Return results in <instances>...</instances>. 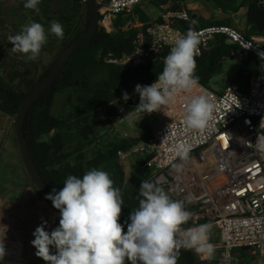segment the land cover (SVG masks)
I'll list each match as a JSON object with an SVG mask.
<instances>
[{"label":"built area","instance_id":"2783aa9c","mask_svg":"<svg viewBox=\"0 0 264 264\" xmlns=\"http://www.w3.org/2000/svg\"><path fill=\"white\" fill-rule=\"evenodd\" d=\"M152 1L107 0L99 9V31L112 34L116 18L131 15L135 8ZM189 28L197 31L201 40L196 60L215 53L222 46H232L237 49L234 59L241 63L252 59L264 66L263 39L247 40L230 27L197 29L181 5L176 11L163 15L158 23L138 26L131 54L108 63L132 69L164 65L175 39L186 34ZM191 95L209 98L214 106L213 119L203 132L188 129L184 123L183 93L163 110L148 114L160 117L164 123L154 137L152 159L146 169L156 173L155 182L170 197L184 202L187 211L188 207L193 208L195 224L213 225L211 237L218 240L216 250L222 251L225 264L232 263L237 249L248 248L263 257L264 152L257 150L255 142L259 134L264 135V77H249L242 72L220 95L201 84ZM129 96L131 99L127 102L121 98L114 104L109 120L111 126L122 123L121 119L139 104L138 94L134 92ZM180 144L190 145L186 161L175 157ZM173 164L183 167L176 170ZM200 256L202 261L204 256Z\"/></svg>","mask_w":264,"mask_h":264},{"label":"trees","instance_id":"16d2710c","mask_svg":"<svg viewBox=\"0 0 264 264\" xmlns=\"http://www.w3.org/2000/svg\"><path fill=\"white\" fill-rule=\"evenodd\" d=\"M187 1L190 0H154L145 5L155 8L165 15L176 11L178 6ZM203 1L213 5L222 16L228 19L245 11V28L242 35L247 40H264V0ZM96 2L106 4L107 0H96ZM41 4L42 1L39 5L40 12ZM52 5L53 2L50 3L49 11L54 14L60 5L56 2ZM64 8L65 12L60 18L64 39L55 42L59 49L58 54L44 72L38 78H35L34 74L27 69L14 70L6 78L0 75V114L13 122L33 88L48 77L62 53L88 31L90 15L85 0H71L68 7ZM35 15L37 16L36 13ZM51 19L52 17H48L49 22ZM82 19L85 22L80 32L79 27ZM160 20L161 18L156 21L150 19L142 5L135 8L131 15H121L116 18L113 22L114 31L112 34L106 35L102 31L96 33L91 41L78 49L71 57L54 86L29 111L23 125V136L27 142L32 162L41 181L50 191L55 189L59 192L69 175L82 178L85 172L96 168L107 171L111 176L113 175L112 169L116 167L118 177L113 180L114 187L119 188L123 199L119 222L124 226L125 232L127 223H130L131 211L139 207V199H142L139 196L142 181L155 182L153 175L146 176L147 170H142V167L152 157L143 154L142 160L132 162L134 169L131 180L126 187L122 188L123 167L119 165L117 155L118 153L128 154L137 142L119 140L110 142L101 149H91V147L98 139H104L109 134L107 130L111 129L109 120L113 115L114 104L122 98V94L124 92L129 95L134 93L137 84L150 85L163 71L164 65H148L141 69H132L131 67H116L108 63L109 60L120 61L131 54V43L137 34V28L134 26L136 23L139 26H144L149 23H158ZM210 27H228V24L214 23L196 28ZM236 52L235 47L222 46L215 53L196 60V75L199 77V84L210 89V80L220 74L223 64L233 60ZM36 62L37 60L34 61V63ZM27 79L30 80L26 81ZM19 81H25L22 94H16L10 90V86ZM59 95L66 96L70 100V106L64 117L55 118L50 114V109L55 98ZM41 137L45 139L40 140ZM146 143L153 146L154 137H148ZM132 156L138 158L136 155ZM150 172L152 173V171ZM35 192L45 200L59 221V211L40 192L37 190ZM192 210V207H188L189 212ZM199 224H203V222L195 224L191 219L183 227L188 228ZM215 242L218 244L216 237H211V243ZM256 261L257 258L239 252L233 254L231 264H255ZM178 264H193V258L188 252L181 249ZM201 264H224L222 251L216 250L215 259L201 262Z\"/></svg>","mask_w":264,"mask_h":264},{"label":"clouds","instance_id":"9594fccd","mask_svg":"<svg viewBox=\"0 0 264 264\" xmlns=\"http://www.w3.org/2000/svg\"><path fill=\"white\" fill-rule=\"evenodd\" d=\"M40 3L41 0H25L23 6L38 15ZM50 32L59 40L64 39L63 26L58 21L51 22ZM8 39L13 51L27 61H36L48 36L41 23L32 21ZM200 43L199 33L192 28L176 38L157 80L151 85L135 86L139 104L121 120L135 126L137 114L159 112L183 93L186 127L203 132L213 119L214 106L206 95H191L199 87L196 57L200 55ZM122 99L127 102L131 97L124 92ZM255 146L264 152V135L257 136ZM190 150V145L180 144L175 157L186 161ZM172 167L180 170L183 165ZM63 185L59 192L53 189L45 197L60 213L59 226L49 233L45 231L47 222L42 221L33 233L35 255L45 264H178L182 248L203 255L206 260L215 259L216 246L210 242L213 225L184 228L193 214L186 210L184 202L172 199L158 182L142 181V199L129 215L126 232L119 222L123 199L107 171L93 168L82 178L69 175ZM5 254L0 239V261Z\"/></svg>","mask_w":264,"mask_h":264},{"label":"rangeland","instance_id":"374dc122","mask_svg":"<svg viewBox=\"0 0 264 264\" xmlns=\"http://www.w3.org/2000/svg\"><path fill=\"white\" fill-rule=\"evenodd\" d=\"M41 1V12L37 16H34V14L31 16V10L25 9L23 6L25 0H0V43H3L2 45L0 44L1 76L6 78L7 75L14 70L27 69L34 74L35 78H38L44 72L46 67H48L56 58L59 49L57 48L55 42H57L59 39L50 32V25L54 20L61 23L60 18L65 12L64 7H68L71 0ZM199 1L201 0H190L185 2L184 5L186 6L187 12L193 11L192 6L197 2L199 3ZM51 2H53V5L55 2L56 4L60 5V9L58 8L54 14H51L49 11ZM102 4L105 3L102 2ZM209 6L213 9H216L213 5L209 4ZM144 7L146 14L153 21H156L164 15L149 5H144ZM239 15L240 14H238L237 17ZM48 17H52L50 22ZM32 21L41 23L45 29L46 35L48 36L47 43L42 46L40 56L38 57L36 63H34V61H27L21 53L13 51V46L8 39L9 36H14L15 34L19 33L24 25L29 24ZM134 26L135 28H138L139 24L136 23ZM241 29V27H235L234 30L242 33ZM261 66L263 67L264 71V66ZM251 69L255 71V66H253ZM241 70H244V67L243 63L240 61L234 58L231 61H227L223 64L220 74L210 80V90L218 95L224 93L225 89L233 83L235 77L238 75V72ZM29 80L30 79H27L26 81ZM24 82L19 81L15 83L14 85L10 86V90L16 94H22L24 92ZM69 106L70 100L64 95H59L54 100L53 106L50 109V114L55 118H62L66 115ZM14 123L15 122L10 120L8 117L0 114V134L3 137V143L1 146H8L12 148V157L9 159L11 162H17L20 164L23 174L27 177L30 187H32L17 147ZM163 123L164 122L160 117L150 116L144 113L141 116L135 117V126H130L128 122L124 120L122 123L111 127L110 130L108 129L107 132H109V134L106 135L104 139H98L91 147V149H101L109 142H115L119 140H132L137 142L134 144L133 149L128 154H122L119 156L117 155L119 159V165L123 167L124 182L122 188L126 187L128 182L131 180V174L133 173L134 169L132 162L136 160H142L143 154L152 156L153 148L152 146L148 145V143H146V140L148 137H155L156 133L163 126ZM140 149H144V152H141ZM132 155H136L138 158H135ZM112 172L113 175H111V178L116 180L118 177V171L116 167L112 169ZM152 175L153 177H156V173L154 171H152V173L150 171L146 172V176ZM214 245L217 246L218 244L215 242ZM246 254L253 258H257L255 264H264V256L262 257L259 254H254L252 251H249V253ZM202 259V262L208 261L205 258Z\"/></svg>","mask_w":264,"mask_h":264},{"label":"crops","instance_id":"0c3cea01","mask_svg":"<svg viewBox=\"0 0 264 264\" xmlns=\"http://www.w3.org/2000/svg\"><path fill=\"white\" fill-rule=\"evenodd\" d=\"M186 10V6L181 4ZM193 11H189L197 28L214 23H227L235 29L245 26L246 12L230 19L222 16L203 0L195 3ZM187 11V10H186ZM255 66V71L251 68ZM245 73L249 77L264 76L263 67L254 61L243 63ZM3 137L0 134V239L5 246V257L0 264H45L36 257V249L32 246L35 229L42 221L47 222L45 231L51 232L59 226L57 215L50 210L46 202L30 187L27 177L23 174L20 164L11 162L12 148L1 146ZM10 158V159H9ZM55 254V249H51Z\"/></svg>","mask_w":264,"mask_h":264},{"label":"water","instance_id":"95a60500","mask_svg":"<svg viewBox=\"0 0 264 264\" xmlns=\"http://www.w3.org/2000/svg\"><path fill=\"white\" fill-rule=\"evenodd\" d=\"M85 3L88 6L89 15H90V23H89L88 31L84 35H82L79 38V40H77L66 51H64L62 53V55L58 59L57 63L52 68L48 77L41 84H38L33 88L31 94L23 102V104H22V106H21V108L17 114V117L15 119V123H14L16 143H17L19 153L21 155V159H22L24 168L27 172V175H28L30 181L33 183L35 189L37 191H39L44 197L51 194L52 191H50L48 188L45 187V185L41 181V178H40L38 171L36 170V168L34 166V163L32 162V159H31L28 147H27V142L23 136V125H24L26 116L29 113V111L54 86V84L57 82L58 78L60 77L61 73L63 72L65 66L67 65V63L69 62L71 57L75 54V52L78 49H80L82 46L87 44L89 41H91L92 38L95 36V34L99 32V29H98V20H99L98 4H97L96 0H85ZM83 23H84V20L81 22V25H83ZM185 208H186V206H185ZM183 250H185V249H183ZM185 251L188 252L192 256L193 264H201L202 261H201L200 255L196 254L192 250H185ZM249 251L250 250L248 248H244L241 250L237 249L234 251V253H239V252L249 253Z\"/></svg>","mask_w":264,"mask_h":264},{"label":"flooded vegetation","instance_id":"af4514ba","mask_svg":"<svg viewBox=\"0 0 264 264\" xmlns=\"http://www.w3.org/2000/svg\"><path fill=\"white\" fill-rule=\"evenodd\" d=\"M98 4V10L100 9L99 8V6H101L102 4L101 3H97ZM31 16H33V14H34V16H35V13H34V11L33 10H31ZM99 13V12H98ZM19 18V17H18ZM84 19H82V21H83ZM81 21V22H82ZM99 21V20H98ZM84 22H85V20H84ZM83 26H84V23H83V25H81L80 24V27H79V31L81 32L82 31V29H83ZM110 125V124H109ZM111 126V125H110ZM111 127H113V126H111ZM110 143V142H109ZM150 147V146H149ZM119 155H122V153H118V156ZM21 156V155H20ZM152 157V156H151ZM152 159V158H151ZM23 163V162H22ZM148 163V162H147ZM147 163L144 165V167H142L143 169L142 170H147L146 169V165H147ZM24 166V165H23ZM147 171H150V170H147ZM28 179H29V177H28ZM29 182H30V184L32 185V189L35 191L36 189H35V187H34V185H33V183L30 181V179H29ZM39 192V191H38ZM36 193V192H35ZM43 199V198H42ZM44 200V199H43ZM45 201V200H44Z\"/></svg>","mask_w":264,"mask_h":264}]
</instances>
